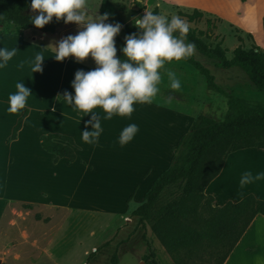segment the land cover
<instances>
[{"label":"rangeland","instance_id":"374dc122","mask_svg":"<svg viewBox=\"0 0 264 264\" xmlns=\"http://www.w3.org/2000/svg\"><path fill=\"white\" fill-rule=\"evenodd\" d=\"M110 1L115 6L113 15L117 22L128 25L132 24V18L142 17L144 11H153L155 7L158 8L159 14L169 18L172 15H179V12L174 13L177 7L186 13H190L192 6L196 4L213 8L212 12L208 14L220 18L222 22H220L219 27L216 19H210L214 27L207 30L206 17L203 16L198 21L188 23L189 30L194 31L196 34L203 32L201 39L210 47H214L216 44L221 45V48L226 50L227 59H231L232 50L237 46L235 36H240L239 30L243 33L250 30L257 40L264 44V16L262 17L264 14V0H246L243 3L239 2L240 4L227 0V3L230 2L231 5L224 6L217 4V0H150L148 5H143V0H140V6L135 4V0ZM152 5L153 9H149L148 7ZM87 11L89 16L99 15L95 1L90 0L89 5L87 4ZM26 13L33 16L37 14L31 9H28ZM105 22L111 23L108 20ZM229 23L234 24L239 30L233 28V26L228 28ZM0 30L13 32L14 28L3 26L0 27ZM77 31V26L69 22L60 27L53 36L32 31L23 32L19 38L8 33L0 36V46L17 47L18 49L7 66L0 69V113H7L0 122V193L5 200H29L35 204L38 203L40 206L37 204L30 207L26 206L27 208L21 205L22 209H29L28 214L32 219H35L37 215L41 217L51 214L52 223L48 226L40 224L39 227L46 230L52 228L54 232L59 234L56 242H60L59 253H57V259L59 262L61 261L60 264H109L113 253H116L119 257L118 264H144L143 256L148 255L150 250L153 254L148 259L150 263L173 264L164 248L152 234L149 233L146 236V242L149 244L148 248L141 237V231L136 232V229L134 230L137 220L132 218L130 214L131 210L143 202V199L139 204L137 202L141 190L137 194L138 197L129 203L130 210L122 215V200L126 195V191L120 184L121 181L118 180L117 174L113 173L110 177L106 175V180L85 189L77 185L81 176L75 170L77 167L61 162L53 171L57 176L55 181L48 179L49 184L40 183V170L45 168L46 160L41 155L43 153L39 152L41 149L36 140L37 134H44L50 129L70 133L80 143L81 152L87 154V156L91 155V146H94L86 144L81 139L80 130H83L84 121L88 119V115L84 116L82 112L73 109L62 101L54 103L52 100V92L56 89L62 77L65 79L63 83L64 90L72 93L70 82L74 78V73L81 69L88 71V65H91L93 69L96 67L90 56L79 62L72 56H68L62 61H56L50 57L54 55L52 46H55L60 39L69 34L75 35ZM248 34L250 33H244V36H242L244 39L243 45L246 49H249L252 42H254L252 35V38H249ZM127 35L120 31L116 36L124 39ZM37 53L45 57L41 65L42 71L31 73V63ZM193 55L210 69L215 76L216 83L224 90L232 91L240 86L245 94L253 95V87L249 85L247 77L239 68L220 70L213 61L200 56L196 52ZM168 71L175 72L177 76H182L183 80H191L193 75L203 80V77L185 62H166L164 67L160 69L163 77L160 92L154 98L152 105L169 103L163 98L164 90L168 87L166 76ZM21 80L32 93L28 98L27 106L35 109L38 98L43 100L39 104L40 110L32 113L31 119L19 140L10 144L8 137L5 136L15 113L6 111L8 95L16 91L15 84ZM203 82L202 86L208 90L205 80ZM209 94L213 99L210 105L213 108L218 106L221 109V112L214 117L222 119L227 110L226 100L214 91L209 90ZM147 105L149 104H136L134 105V111L140 109V114H142V107ZM102 115L103 113H101ZM101 122L103 127L101 136L108 137L105 138L108 142L107 147L111 146L112 148L113 146L123 150V147L117 142L118 138L111 139L116 137L117 127H122V117L113 116L111 120H102ZM117 135L119 136V134ZM93 157L95 160L97 155ZM118 161L120 160L116 151L114 154L109 155V159L105 160L106 164L112 165L111 167L114 169L118 167ZM49 173L46 172L45 175ZM51 175L49 174V177ZM39 189H42V191L38 192ZM44 197L48 200H43ZM52 202H57L60 207H53ZM30 218H27L26 223L31 227L37 226ZM1 228H4V226L2 225ZM10 235H14V230L11 231ZM95 249L97 251L94 257L88 261V256ZM209 252L205 250V252L196 254L192 259V264H215V257H210Z\"/></svg>","mask_w":264,"mask_h":264},{"label":"trees","instance_id":"16d2710c","mask_svg":"<svg viewBox=\"0 0 264 264\" xmlns=\"http://www.w3.org/2000/svg\"><path fill=\"white\" fill-rule=\"evenodd\" d=\"M29 4L30 0H0V27L11 26L18 32L32 31L53 36L65 25L63 18L57 21L53 17L43 28H36L30 23L33 15L26 13ZM135 4L141 5L137 0ZM114 10L110 0H100L99 15L108 13L111 23L117 22ZM152 12L157 13V10ZM179 16L189 23L203 17L197 10L191 14L179 12ZM120 24L121 32L125 34L137 32L133 24ZM205 24L207 30L214 27L211 20H206ZM202 35L203 32L196 34L192 30L187 34V40L196 45L195 52L213 61L220 70L239 68L254 90L253 95L245 94L240 86L233 89L237 91H226L216 83L210 69L194 55L180 60L204 78L208 90L226 100L227 110L221 120L199 115L191 123L188 132L173 148L169 168L151 184L144 202L130 214L137 220L134 230L141 231L145 242L146 236L152 234L173 264H192L193 257L205 250L210 251V257H215V264H223L254 217L264 216V201L252 195L237 203L227 202L222 207H213L212 198L204 194L208 184L220 173L228 154L249 148L264 150V49L254 44L246 49L243 39L236 36L238 44L232 50L231 59H227L226 50L221 45L208 46L201 39ZM114 39L116 54L122 56L119 49L124 39L120 36ZM26 115L25 109L12 127L9 142L16 139ZM39 144L44 152L54 156V163L59 159L69 162L76 159V146L69 136L48 133L39 137ZM96 251L88 256V261ZM152 256L151 250L143 256L144 264H154L148 261ZM118 261V255L113 253L109 264H118Z\"/></svg>","mask_w":264,"mask_h":264},{"label":"crops","instance_id":"0c3cea01","mask_svg":"<svg viewBox=\"0 0 264 264\" xmlns=\"http://www.w3.org/2000/svg\"><path fill=\"white\" fill-rule=\"evenodd\" d=\"M93 1L96 2L99 12L100 0ZM149 1L150 0H143V5H148ZM217 1V4H221V6L231 5L230 2L227 3V0ZM232 1L240 4L246 0ZM89 2L90 0H88V5ZM152 7L153 5L148 8L153 9ZM154 9H156L159 14L158 8L155 7ZM191 9L192 11L190 13H186L179 10L177 7L174 10V13L181 12L183 14H191L194 10H197L202 14V16L206 17V20L216 19L218 27L220 22H222L218 16L208 14L212 12L211 10H213V8H206L202 5L196 4L193 5ZM214 10L216 9L214 8ZM263 16L264 14L262 17ZM230 26L239 30L234 24L229 23L228 28H230ZM6 33L19 38L22 36L23 32H18L15 29L13 32L0 30V36H3V34ZM242 33L243 32H240L239 30V37L242 38L244 33H250L248 35H252L254 39L252 44L260 47L261 49L264 47V44L259 42L250 30H246L243 34ZM92 69L93 67L88 65V71ZM178 78L181 81V88L179 90H171L168 87H165L166 90H164L165 94L163 98L165 101L169 102L168 104L170 105L166 103H159L160 105L149 104L142 107V114H140L139 109L134 111L131 117H122V127H117L115 132L116 137L111 139L118 138L117 134H119L123 127L129 123H136L139 126V131L136 133L131 142L123 146V150H119L113 146L112 148L111 146L107 147L106 144H108V142L105 138L108 137L100 136L98 143L91 146V155L87 156V154L85 155L81 152L80 143L70 133L58 131L57 129H50L44 134H37L36 140L38 143L41 135L57 133L71 137L76 146V159L73 162H69L67 159H59L56 163H53L52 159L54 156L44 152L39 144L41 149L39 152L43 153L41 155L46 160L45 168L40 170V183L42 184L45 182L46 184H49L48 179L55 181L57 176L53 171H55L56 167L63 162L67 163V165L71 164L72 166L74 165L77 167L75 170H77V172L81 175L78 179L77 185L78 187H84L85 189L92 187L93 184L103 182L106 180V175H109L110 177L113 173L117 174L118 180L121 181L120 184L126 191V195L122 200V215L130 210L129 203L133 202V200L138 197L137 194L140 190L141 194L137 202L139 204L142 199L144 202V196L151 184L171 165L174 156L173 148L176 146L180 138L188 132L191 123L199 115H206L216 120H221L214 117L221 112V109L218 106L213 108L212 105H210V103L213 102V99L210 97L209 90H206L202 86L204 78L202 80V78L194 75L191 80H183L182 76L179 75ZM64 81L65 79L62 77L58 86L52 92V100L54 103L61 102L56 98V96L58 93L62 94L65 91L63 84ZM42 100V98H38L35 109L26 105L25 109L27 110V115L24 117L21 128L16 134V139L10 141V144L19 140L31 119L32 113L40 110L39 104H41ZM25 109L15 113L13 116L7 135L5 136L6 138H9L12 127ZM94 111L100 112V114L102 113V110L100 109H95ZM6 114L7 113L4 112L0 113V122L4 119ZM90 127L91 126H89V128ZM115 151L120 160L118 161V167H116V169L112 168V165H107L105 162L106 159H109V155L114 154ZM95 155H97V158L94 160L93 156ZM244 171H252L254 174L258 171H264V150L249 148L235 151L227 155L220 173L204 190V194L212 198L213 207H222L227 202L237 203L248 195H252L257 200L264 201V180L254 182L246 185L244 188H240L239 179ZM46 172H50L49 174H52L51 177H49V174L45 175ZM41 191L42 189L38 190V192ZM45 193L48 194L46 191ZM43 200L47 201L48 199L44 197ZM142 203H140V205ZM37 204L29 200H5L0 193V260L2 263H61V261L59 262L57 259L60 242L57 243L56 239L59 234L54 232L52 228L46 230L39 227L40 224L48 226L52 223L51 214L41 217L37 215L35 216V219H32L28 214L29 209L21 208V205L30 207ZM51 205L56 208L60 207L57 202H52ZM38 206L40 205L38 204ZM133 210H131V212ZM27 218H30L34 225L37 226H29L26 223ZM2 225L4 228H1ZM12 230H14L13 236L10 235ZM6 231L8 232L6 233ZM223 264H264L263 215H256L254 217Z\"/></svg>","mask_w":264,"mask_h":264},{"label":"clouds","instance_id":"9594fccd","mask_svg":"<svg viewBox=\"0 0 264 264\" xmlns=\"http://www.w3.org/2000/svg\"><path fill=\"white\" fill-rule=\"evenodd\" d=\"M140 3V0H137ZM88 0H30L29 7L37 14L30 17V23L36 28H43L53 17L57 21L74 23L75 35H67L55 46L56 61L72 56L76 61L91 57L96 67L89 71L77 70L70 82L72 93L64 91L56 98L70 105L73 109L89 115L80 130L81 139L86 144L95 145L103 132L102 120H111L113 116L131 117L136 104H151L160 92L163 77L160 72L166 62L180 61L191 57L196 45L187 40L189 24L179 15L171 18L144 11L142 17L132 18L137 29L124 38L119 49L122 56H117L114 37L121 31L119 22L106 23L108 13L89 16ZM178 33V35H176ZM17 47L0 46V69L16 55ZM45 57L37 53L31 63V73L42 71ZM168 88L179 90L181 81L172 71L166 73ZM16 91L8 95L9 113L25 109L31 90L23 80L15 84ZM95 109L102 110L100 112ZM89 126L90 129H89ZM139 131L136 123H129L120 131L118 144L123 147L131 142ZM264 180V171L255 174L244 171L239 179L240 188Z\"/></svg>","mask_w":264,"mask_h":264},{"label":"water","instance_id":"95a60500","mask_svg":"<svg viewBox=\"0 0 264 264\" xmlns=\"http://www.w3.org/2000/svg\"><path fill=\"white\" fill-rule=\"evenodd\" d=\"M0 264H2L1 260H0Z\"/></svg>","mask_w":264,"mask_h":264}]
</instances>
